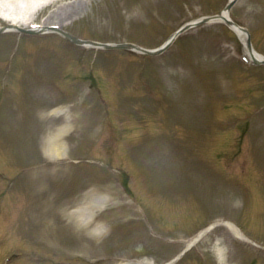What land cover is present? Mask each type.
<instances>
[{"label": "rangeland", "instance_id": "obj_1", "mask_svg": "<svg viewBox=\"0 0 264 264\" xmlns=\"http://www.w3.org/2000/svg\"><path fill=\"white\" fill-rule=\"evenodd\" d=\"M227 2L59 0L32 20L43 24L52 16L48 26L64 20V29L82 38L154 48L183 24L214 15ZM231 15L249 29L255 48L264 54V0H236ZM12 35L17 34L0 36V264H57L63 259L110 264L142 257L164 264L187 246L194 231L221 219L236 221L264 242V66L250 67L230 56L234 48L244 49L233 29L225 24L194 29L165 54L151 58L124 49H88L59 34L37 41ZM89 74L114 107L106 124L104 118L95 119L90 128L84 113L80 126L89 131L82 134L78 125L71 137L73 155L63 164L53 161V173L72 179L54 183L59 202L51 203L60 221L51 220L38 213V185L28 172L30 164L53 163L40 144V108L74 101ZM142 79L167 95L162 104H154L161 95L151 94L153 88L142 87L140 94L132 88V82ZM55 88L61 92L57 96L42 94ZM100 93L82 90L80 101L85 105ZM129 94L147 106L137 101L132 109L134 101L125 98ZM160 120L177 124L176 131L164 132L162 138ZM72 160L80 162L70 168L71 162L66 163ZM92 172V181L100 186L91 188L112 198L97 217L108 226L100 237L73 223L66 226L58 208L88 185ZM125 178L130 193L145 202V216L157 231L144 227L143 212L132 214L139 205L129 198ZM129 217L138 222L130 223ZM126 229H134L133 234ZM158 231L166 237H158ZM175 264H264V251L217 227Z\"/></svg>", "mask_w": 264, "mask_h": 264}, {"label": "bare ground", "instance_id": "obj_2", "mask_svg": "<svg viewBox=\"0 0 264 264\" xmlns=\"http://www.w3.org/2000/svg\"><path fill=\"white\" fill-rule=\"evenodd\" d=\"M59 0H6L5 8L0 10V16L8 21L27 24L31 18L38 14L43 8ZM48 20V19H47ZM240 37L245 40V33L239 28H236ZM256 54V53H255ZM252 56V55H251ZM50 114H64L67 116L63 107H56L50 111ZM71 120H64L55 130L51 131L44 137V151L53 159H59L68 154V143L66 133L71 128ZM48 177L39 178V180L47 181ZM108 194L94 192L88 190L84 192L81 199H78L74 204L67 209L65 214L80 228L88 229L92 235H101L105 232L106 226L101 222L94 220L95 211L101 209L107 204ZM55 210V208H54ZM232 231L240 237L242 234L239 229L233 224H227ZM194 239L191 240L193 242ZM115 264H153L152 260L144 259L141 261L118 262Z\"/></svg>", "mask_w": 264, "mask_h": 264}]
</instances>
